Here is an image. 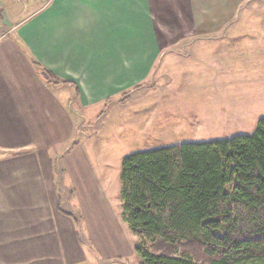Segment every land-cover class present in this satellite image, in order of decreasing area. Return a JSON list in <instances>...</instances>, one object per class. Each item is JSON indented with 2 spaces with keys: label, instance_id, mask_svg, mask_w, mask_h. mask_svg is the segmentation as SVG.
<instances>
[{
  "label": "crops",
  "instance_id": "0c3cea01",
  "mask_svg": "<svg viewBox=\"0 0 264 264\" xmlns=\"http://www.w3.org/2000/svg\"><path fill=\"white\" fill-rule=\"evenodd\" d=\"M172 2L29 0L16 7L15 0H0L5 8L0 19V148L32 149L37 157L26 154L0 163V264L87 261L92 254L80 231L104 261L142 264L135 253L137 238H130L123 223L122 205L116 208L105 194L92 151L71 141L79 123L89 128L92 120L108 117L102 108L123 92L129 95V89L137 91L146 76L159 69L162 58L190 61L195 39L230 31V12L236 14L240 7L245 11L246 3L175 0L180 4L176 8ZM250 5L253 16L264 12V2ZM184 41L189 44L186 56L167 50ZM34 63L50 72L52 83L45 82ZM174 64L177 68L179 63ZM196 89L203 87L198 84ZM123 100L118 106L131 108ZM170 113L166 110L165 117L171 118ZM158 114L161 118L160 109ZM57 148L64 151L59 154L74 192L66 200L82 217L80 231L74 217L60 211L63 202L52 183L48 154Z\"/></svg>",
  "mask_w": 264,
  "mask_h": 264
},
{
  "label": "rangeland",
  "instance_id": "374dc122",
  "mask_svg": "<svg viewBox=\"0 0 264 264\" xmlns=\"http://www.w3.org/2000/svg\"><path fill=\"white\" fill-rule=\"evenodd\" d=\"M27 1L29 0H15L16 7H21ZM254 1L257 0H241L246 2L245 11L240 7L236 14L235 11L230 12L233 16L230 31L228 28L219 36L195 39L192 44L194 48L189 51H193L192 60L165 56L160 60L161 64H158L159 69H154L151 75H147L146 82L139 83L141 86L137 91L129 89V95L123 92L111 101L112 104L102 108L103 111H108L105 112L108 117L92 120L89 128H82L79 123L74 134L77 140L72 139L71 142L78 141L86 152L92 151L91 157L104 183V192L110 195L116 208L121 205L123 208L121 171L125 157L184 143L248 136L256 131L258 121L264 118V12L253 16V12L248 9L252 8L250 3ZM172 4L176 8L180 6L175 0ZM40 5L39 3L38 6ZM36 7L32 4V9ZM1 8L4 13L5 8ZM213 19L217 20L215 17ZM226 25L229 24L226 22ZM257 37L261 38L259 53ZM188 45L185 41L178 42L167 50L177 49L184 57ZM174 61L179 63L177 68L173 67ZM198 84L203 89H196ZM122 100L131 108L118 106ZM160 104L161 118L159 109L154 110ZM166 110L167 113L171 110V118L168 115L165 117ZM105 113L103 112L104 115ZM87 114L85 111V115ZM153 118L169 119L172 122L162 124L159 120L155 124L156 120ZM74 120L76 123L75 117ZM31 151L33 150L0 148V163L26 154L36 157ZM59 151L64 152L62 148H57L48 154L53 163L52 183L55 193L59 194L58 197L63 202L62 209H65L68 217H74L80 231L82 217L72 209L71 201L66 200L74 192L66 180L67 169ZM34 177L40 178V175L35 172ZM129 232L130 238L134 240L136 235L130 229ZM79 235L86 245L85 249L92 255L87 261L78 264H110L97 254L87 234L83 235L80 231ZM136 238L139 243V238ZM53 251H56L55 248L51 250L52 253ZM52 253L50 257H56ZM47 262L55 263L52 260ZM127 264H134V261L129 260Z\"/></svg>",
  "mask_w": 264,
  "mask_h": 264
},
{
  "label": "trees",
  "instance_id": "16d2710c",
  "mask_svg": "<svg viewBox=\"0 0 264 264\" xmlns=\"http://www.w3.org/2000/svg\"><path fill=\"white\" fill-rule=\"evenodd\" d=\"M121 181L142 264H264V118L252 135L131 154Z\"/></svg>",
  "mask_w": 264,
  "mask_h": 264
},
{
  "label": "built area",
  "instance_id": "2783aa9c",
  "mask_svg": "<svg viewBox=\"0 0 264 264\" xmlns=\"http://www.w3.org/2000/svg\"><path fill=\"white\" fill-rule=\"evenodd\" d=\"M16 1L20 2V0H16ZM0 15H3L1 6H0Z\"/></svg>",
  "mask_w": 264,
  "mask_h": 264
}]
</instances>
